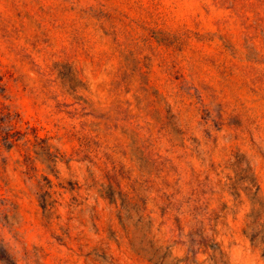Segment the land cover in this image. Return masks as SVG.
Returning a JSON list of instances; mask_svg holds the SVG:
<instances>
[{
    "label": "rangeland",
    "instance_id": "374dc122",
    "mask_svg": "<svg viewBox=\"0 0 264 264\" xmlns=\"http://www.w3.org/2000/svg\"><path fill=\"white\" fill-rule=\"evenodd\" d=\"M0 264H264V0H0Z\"/></svg>",
    "mask_w": 264,
    "mask_h": 264
},
{
    "label": "trees",
    "instance_id": "16d2710c",
    "mask_svg": "<svg viewBox=\"0 0 264 264\" xmlns=\"http://www.w3.org/2000/svg\"><path fill=\"white\" fill-rule=\"evenodd\" d=\"M5 257V250H0V259H4Z\"/></svg>",
    "mask_w": 264,
    "mask_h": 264
}]
</instances>
